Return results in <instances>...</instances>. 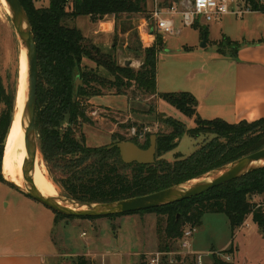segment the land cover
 Listing matches in <instances>:
<instances>
[{
    "label": "trees",
    "instance_id": "obj_1",
    "mask_svg": "<svg viewBox=\"0 0 264 264\" xmlns=\"http://www.w3.org/2000/svg\"><path fill=\"white\" fill-rule=\"evenodd\" d=\"M20 1L29 16L38 47L36 131L39 148L50 174L53 175L55 170L63 174L55 183L67 197L82 203H111L141 197L200 178L264 149V118L238 124L222 119L204 120L198 116V100L192 93H158L157 63L164 45L161 35L157 36L154 44L142 48L145 61L136 70L128 65H119L116 45L110 52L104 51L92 44L78 28L66 24L83 16L97 22L106 17H114L117 21L122 16L146 14L147 0H48L47 7H37L36 0ZM180 1L171 0L168 7ZM69 4L70 11L67 10ZM208 33V29H202L204 37L208 38ZM224 40L235 44L233 52L236 54L237 43L228 38ZM216 44L217 52L225 55L224 43ZM87 61L94 63L96 68H89ZM99 69L113 80L100 75ZM77 78L83 83L78 90ZM132 86L146 95L159 97L186 117L195 118V127L188 129L177 119L166 115L161 117V122L171 128V132L157 134L156 162L153 165H126L116 144L127 140L119 134L113 135L111 145L95 148L86 144L83 133L79 136L74 130L76 126L90 122L86 103L91 98L104 96L103 89L114 91L117 96H128ZM17 91L6 93L0 82V172L14 121ZM136 134L138 136L139 133ZM185 135L191 138L214 135L215 138L187 158L177 154L173 162L164 159V155L174 151ZM150 136L143 145L137 139L130 141L146 150L150 147ZM0 182H6L2 175ZM258 196H264V168L190 200L132 214L159 215L158 252L170 253L186 229L201 227L206 214H225L233 233L252 217L264 233V202L258 208L253 202V198ZM53 213L57 223L76 219ZM231 253L232 249L222 252L226 256ZM219 257L214 256L213 264H232ZM75 264L91 263L85 257H78Z\"/></svg>",
    "mask_w": 264,
    "mask_h": 264
},
{
    "label": "rangeland",
    "instance_id": "obj_2",
    "mask_svg": "<svg viewBox=\"0 0 264 264\" xmlns=\"http://www.w3.org/2000/svg\"><path fill=\"white\" fill-rule=\"evenodd\" d=\"M43 1L36 0V6L44 7ZM158 2L162 7H168L172 4L171 0H158ZM154 3L155 0H153V5ZM142 17L149 19L150 15L147 12L146 14L120 17L117 20V40L114 42L117 47L116 54L121 53V57L118 58L119 65H128L136 70H139L144 64L145 52L143 49L151 46L144 47L140 42L138 26ZM83 19L85 18L81 17L79 21H83ZM66 24L76 28L80 26L79 22L73 20L67 21ZM176 28L181 30L180 34L162 36L164 45L163 50L158 55L157 63L159 94L192 93V90L198 92L204 82V75L199 72L200 68L206 65L205 69H209L216 64L221 65L228 62L227 59L222 57L217 60L213 59L214 55L218 53V46L214 43L216 41L224 43L223 52L229 58L235 57L233 52L235 44H229L224 38L237 43L238 51L243 48H251L255 51L264 49V13L248 14L239 18L229 15L219 23L202 25L198 28L183 26L181 18L177 17ZM205 28L208 29L209 33L206 39V47H202L205 38L202 35V29ZM124 30L125 35L122 34ZM122 43L126 45L125 49L122 48ZM24 49L25 47H22L15 31L12 18L0 3V82L6 93L18 90L17 97L24 84L21 74V58ZM100 49L111 51V49ZM130 49L137 51V53L129 51ZM229 61L232 60L229 59ZM86 63L89 68H96L94 63L89 61ZM97 72L109 80H113L103 69H99ZM211 77H214L213 73L207 76L208 79ZM26 90L27 86L25 92ZM102 91L105 94L104 97L116 96L114 91L110 92L105 89ZM127 99L132 102L131 107L129 105L127 107L125 103L112 105L111 100L109 102L105 100L99 102L100 100H98L94 104L86 103L87 117L90 122L83 124L81 127L78 125L74 130L78 132L79 136L83 133L89 147L97 148L111 145L113 142L112 136L115 134L121 135L127 141L137 139L140 145L145 143L148 135L169 134L171 128L161 122L163 115L181 121L188 129L195 127V118H192L194 119L192 120L186 117L171 105L162 102L159 97L146 95L134 86L129 88ZM64 126L67 127V125ZM132 129H135V134ZM137 132L139 133L138 136ZM214 138V135H201L199 138H191L185 135L181 138L178 147L166 154L165 159L173 162L177 154L187 158L195 153L199 147ZM37 141L39 145V136ZM42 163L47 168L39 148L36 160L37 172L46 180L51 194L67 197L65 191L55 183L63 174L55 170L54 174L51 175L48 168L47 174H44ZM13 173V169L9 167L6 176L12 178ZM255 200L262 203L264 202V196L255 197ZM35 203L41 209H44L45 213L48 211L52 215L53 212L50 209L36 201ZM158 218L159 215L156 213H147L95 220H60L57 226L53 227L52 232L49 233L52 235L53 240L52 242H49V240L48 244L45 243L43 238L44 231L42 227L38 229L25 227L23 232H21V229H15L9 235H2L3 221L0 217V230L1 239L4 242H11L20 236L23 239L25 237L32 238L35 234V237H37L35 240L36 248L46 246V244L50 248L53 247L52 252L56 253V256L52 259L47 258V264H75L78 257H85L91 264H149L151 257L159 251ZM251 225L252 231L245 230L241 236L235 239L236 234L233 238L230 222L225 214H206L202 218V227L197 228V232L190 239V243L196 242L198 249L205 252L202 255L203 264H210L213 256H218V254L226 261V257L224 258L221 253L222 248L228 243L231 244L232 239L235 240V246L241 251V253H236L235 264H264V245L261 246V237L252 238L257 228L254 226L253 221ZM235 232L237 233V231ZM179 250V244L177 243L173 247L172 254L162 258L164 263L168 264L170 259L175 260V254ZM206 252L213 253L206 255ZM188 262H191V259H186L178 264ZM229 263H232V261Z\"/></svg>",
    "mask_w": 264,
    "mask_h": 264
},
{
    "label": "crops",
    "instance_id": "obj_3",
    "mask_svg": "<svg viewBox=\"0 0 264 264\" xmlns=\"http://www.w3.org/2000/svg\"><path fill=\"white\" fill-rule=\"evenodd\" d=\"M42 4L47 7L49 1L44 0ZM147 5L150 15L154 9L153 0H147ZM83 17L85 18L83 21H79L81 17L73 20L79 22L78 29L83 35L100 48L113 49L117 30L115 18L106 17L96 22L88 16ZM145 20L146 18L142 17L139 24ZM177 30L176 34H180L181 30ZM122 34H126L125 30ZM218 42L220 41L214 43ZM122 48L125 49L126 45L123 44ZM120 57L121 53H118L117 59ZM220 57L227 59L228 62L221 65L216 64L209 69H205L206 65L200 68L199 72L204 75L203 85L198 92L192 90V94L198 100V116L204 120L222 119L230 124H238L242 121L254 122L264 118V49L255 51L251 48H243L237 51L235 57L232 58L217 53L213 59L217 60ZM229 59L232 61L230 62ZM212 73L214 77L208 79L207 76ZM158 83L157 77V90H159ZM98 100H100L99 102L111 100L112 105L125 103L127 107L128 105L129 107L132 106V102L127 99V96L117 95L93 97L88 103L94 104ZM107 107L111 108L110 106ZM165 157L166 155L163 158L165 159ZM0 217L3 221V226H0L3 228L2 235H9L15 229H21L23 232L25 227H34L33 229L42 227L45 243L48 244L49 240V242L53 240L49 233L52 232L54 226H57L55 214L52 213L51 215L48 211L45 213L44 209L36 205L35 201L11 187L8 182H0ZM252 221V217H249L244 225L236 230L237 233H233V238L235 237L234 234H236L235 239H237L243 231H252ZM254 224L257 231L252 238L261 237L262 246L264 245V233L258 224ZM243 236L245 237V235ZM36 238L34 234L32 238L25 237L23 239L20 236L11 242H4L1 239L0 230V264H47V258L52 259L56 256V253L52 252L54 248L48 247L47 244L36 248ZM222 249V252L232 249V253L227 256L224 255V258L226 257L227 261L230 257L229 262L232 261V264H235L236 253H241L240 249L235 246V240L232 239V243H228ZM191 251L198 255L205 254L204 251L198 249L196 242L191 243ZM210 253L213 252H206V255ZM218 255L220 256V254ZM213 261L214 256L210 264H213Z\"/></svg>",
    "mask_w": 264,
    "mask_h": 264
},
{
    "label": "water",
    "instance_id": "obj_4",
    "mask_svg": "<svg viewBox=\"0 0 264 264\" xmlns=\"http://www.w3.org/2000/svg\"><path fill=\"white\" fill-rule=\"evenodd\" d=\"M5 1L13 17L14 28L21 41V45L22 47H25L28 65L27 93L21 119V130L23 131L26 149V157L23 164V187H19L13 182L7 180L4 177L3 171L0 172V175H2L5 181L12 185L13 188L22 192L30 199L40 203L52 212L66 217L76 219L116 217L160 209L176 203L184 202L264 168V149H262L253 154L244 156L235 162L218 168L200 178L141 197L111 203H82L60 195H45L36 187L32 177L39 154V145L37 141L38 136L36 131L37 93L39 81V56L37 42L29 16L21 1ZM206 39L207 38L205 37L202 47H206ZM82 85L83 83L81 79L77 78L76 90H78ZM116 146L120 151L122 161L126 165L133 163H138L140 165H153L156 162V135L151 136L150 147L146 150L131 141L117 143Z\"/></svg>",
    "mask_w": 264,
    "mask_h": 264
},
{
    "label": "built area",
    "instance_id": "obj_5",
    "mask_svg": "<svg viewBox=\"0 0 264 264\" xmlns=\"http://www.w3.org/2000/svg\"><path fill=\"white\" fill-rule=\"evenodd\" d=\"M71 4V3H70ZM70 6L67 10L70 11ZM264 13V0H182L170 7H162L158 0H155L154 9L150 18L139 24L140 42L145 47L155 43L157 36L174 35L176 18H181V23L186 27H197L219 23L224 17L233 15L244 17L248 14ZM135 134V129H132ZM253 202L260 207V203L253 198ZM197 232V228L189 227L185 230L182 239L179 241L180 250L175 254V260L170 259L168 264H178L185 259H191L195 264H203L202 255L194 254L191 251L190 239ZM170 253L158 252L151 257L149 264H165L163 257ZM181 259V260H179ZM230 260L228 257L227 261Z\"/></svg>",
    "mask_w": 264,
    "mask_h": 264
},
{
    "label": "bare ground",
    "instance_id": "obj_6",
    "mask_svg": "<svg viewBox=\"0 0 264 264\" xmlns=\"http://www.w3.org/2000/svg\"><path fill=\"white\" fill-rule=\"evenodd\" d=\"M0 1H1L0 3H2L6 12L12 18L13 21V17L11 15V12L9 10L6 1L5 0H0ZM21 74L24 84L22 85V88L19 90V94L17 97L14 121L12 125V130L7 139V144L3 157V165H2V171L4 177L19 187H23V164L26 157L24 135H23V131L21 130V119H22V113H23L24 103L27 93V90L25 92V87L27 86V78H28V65H27L25 49L22 52V58H21ZM9 167L12 168L14 172L12 174V178L6 176ZM42 169H43V173L47 174V168L43 163H42ZM32 177L34 184L42 193H44L47 196H57L51 194V192L49 191L46 180L43 179L37 172L36 163L32 173Z\"/></svg>",
    "mask_w": 264,
    "mask_h": 264
}]
</instances>
